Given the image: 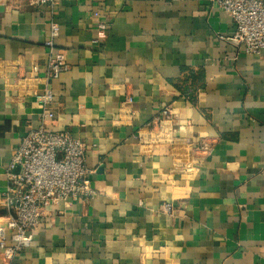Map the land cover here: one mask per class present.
I'll use <instances>...</instances> for the list:
<instances>
[{"label":"crops","instance_id":"crops-1","mask_svg":"<svg viewBox=\"0 0 264 264\" xmlns=\"http://www.w3.org/2000/svg\"><path fill=\"white\" fill-rule=\"evenodd\" d=\"M216 1L0 0V201L45 90L47 128L87 145L96 191L51 207L0 264H264V60L224 40ZM53 21L68 69L48 83Z\"/></svg>","mask_w":264,"mask_h":264},{"label":"built area","instance_id":"built-area-1","mask_svg":"<svg viewBox=\"0 0 264 264\" xmlns=\"http://www.w3.org/2000/svg\"><path fill=\"white\" fill-rule=\"evenodd\" d=\"M57 1L60 0H30V3L53 8ZM216 2L235 26L232 37L224 40L235 43L240 52L264 60V0ZM97 27L100 30L106 28L104 23ZM59 31L58 24L51 22L44 42L50 51L48 83L68 69L64 53L55 48ZM127 101L132 103L130 97ZM52 102L51 93L45 90L40 97L42 112L39 125L28 127L5 171L7 186L0 205L7 214V220L0 227V253L8 262L31 245L34 229L43 223L51 207L87 200L96 192L92 186L93 171L85 163L87 145L67 132L47 128V123L54 119L50 107ZM156 119L160 124L167 121L174 126L177 114L166 107ZM208 147L206 140L198 139L192 152L205 154ZM198 158L203 160V157ZM161 211L169 214L171 206L164 203Z\"/></svg>","mask_w":264,"mask_h":264}]
</instances>
